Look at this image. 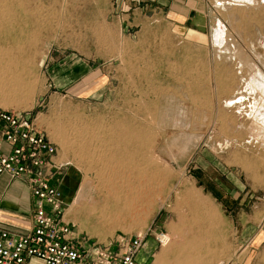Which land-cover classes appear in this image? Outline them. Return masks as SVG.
I'll return each instance as SVG.
<instances>
[{
    "label": "rangeland",
    "instance_id": "374dc122",
    "mask_svg": "<svg viewBox=\"0 0 264 264\" xmlns=\"http://www.w3.org/2000/svg\"><path fill=\"white\" fill-rule=\"evenodd\" d=\"M255 2L0 0V107L29 114L56 145L64 221L81 237L107 245L156 229L170 239L166 254L186 256L191 247L176 245L192 241L200 253L202 229L219 220L213 200L230 222L226 195L262 199L264 127L249 104L219 103L224 59L236 60L241 97L253 70L264 74V7ZM195 14L206 18L204 34L190 24ZM120 16L148 20L121 27ZM78 135H92L93 149L81 154ZM218 146L246 151L221 162L207 151ZM111 186L119 201L105 198ZM188 258L176 262L202 264Z\"/></svg>",
    "mask_w": 264,
    "mask_h": 264
},
{
    "label": "built area",
    "instance_id": "2783aa9c",
    "mask_svg": "<svg viewBox=\"0 0 264 264\" xmlns=\"http://www.w3.org/2000/svg\"><path fill=\"white\" fill-rule=\"evenodd\" d=\"M56 156V145L29 114L0 107V177L21 181L33 199L29 231L0 228V264H136L148 231L100 245L64 221L61 187L53 180L62 167L53 161ZM153 237L159 248L170 241L164 233Z\"/></svg>",
    "mask_w": 264,
    "mask_h": 264
},
{
    "label": "crops",
    "instance_id": "0c3cea01",
    "mask_svg": "<svg viewBox=\"0 0 264 264\" xmlns=\"http://www.w3.org/2000/svg\"><path fill=\"white\" fill-rule=\"evenodd\" d=\"M116 19L121 27H127L129 21H132L133 26L137 27L138 24L136 23H143L148 20L144 16H120ZM227 55L234 56L235 53L227 52ZM220 63L222 68L221 70L219 68V87L221 88V90L219 88V103L224 104L240 95V74L237 71L238 67L234 58L224 59ZM173 64L176 68H179L183 66L184 61ZM251 99L255 101L253 95H251L244 102ZM256 134L264 137V128L258 129ZM262 141V154L264 156V139ZM3 149L7 150L8 148L4 145ZM223 149L219 146L207 149L210 152L208 156L222 162L226 157L235 156L236 154L241 155V152L246 151L240 147L227 148L224 151ZM53 161L57 163L55 159ZM225 197L230 200L231 206L228 209H230L233 216L229 222L225 217V213L220 210L217 199H212L216 202L215 209L219 220L217 219L218 222L208 223L202 229L207 233L205 234L206 244L201 246L200 253H197L194 242L185 240L182 244L176 246L191 247V253L186 254V256L183 253L170 254L171 250L166 254L168 244L161 247L157 254H153L155 247H158L153 237L157 230L153 229L151 238H148L150 236L146 237L142 250L135 258V263L170 264L175 262V264H179V262H184L185 259L191 257L192 262H201L202 264H264V189L262 199L255 197L254 192L251 193L250 191L244 195L241 192L232 191L229 196L226 195ZM32 207L33 199L24 183L12 181L5 175L0 177L1 229L18 234L29 231L33 224ZM197 255H201L203 258H194Z\"/></svg>",
    "mask_w": 264,
    "mask_h": 264
},
{
    "label": "bare ground",
    "instance_id": "6f19581e",
    "mask_svg": "<svg viewBox=\"0 0 264 264\" xmlns=\"http://www.w3.org/2000/svg\"><path fill=\"white\" fill-rule=\"evenodd\" d=\"M240 3L241 2H248L249 4L250 3H252L253 5H249L250 7L251 6H255L254 4L256 3L255 2V0H238ZM231 2V1H230ZM259 2V1H258ZM247 3V4H248ZM242 4V3H241ZM259 4V3H258ZM261 5L264 7V0H263V3L261 2ZM4 6V5H3ZM7 10V9H6ZM8 15V14H7ZM225 35V33H224V26H223V24L221 23V22H217V25H216V30H215V32H214V34H213V38L217 41V43H220V45L223 43V36ZM220 40V41H219ZM6 51V50H5ZM226 52V51H225ZM4 53V52H3ZM227 53V52H226ZM4 58V57H3ZM10 58V57H9ZM10 60V59H9ZM6 61V60H5ZM4 61V62H5ZM7 62V61H6ZM11 62V61H10ZM9 64V63H8ZM6 65H7V63H6ZM244 79V78H243ZM244 86V85H243ZM244 91H245V93H244V95H242V97L241 96H239L238 97V100H236L237 98H235L234 100H232V101H228V102H226V106H234L235 107V105L237 106L238 105V109L240 108H242V106L245 104V105H247V104H249L250 106H249V109H250V111H249V116H250V118L252 119V122H253V124H255V126L256 127H259V128H263L264 127V74L262 73V72H260L259 70H257V69H254L253 70V75L251 76V78L249 79V81L248 82H245V86H244ZM241 93H242V91H241ZM251 95H253V97H254V100L256 101H253V102H250V101H248L247 103H245L244 101H245V98H246V96L247 97H249V96H251ZM236 100V101H235ZM230 102V103H229ZM248 107V106H247ZM245 108V107H244ZM243 109V108H242ZM86 124V123H85ZM88 130H90V129H88ZM91 131V130H90ZM126 131V130H125ZM257 131V130H256ZM92 132V131H91ZM94 133V132H93ZM97 134H98V131L96 132ZM95 133V134H96ZM83 134V133H82ZM92 134V133H91ZM87 135V134H86ZM86 135H84V136H86ZM90 135V134H89ZM94 135V134H93ZM100 135H102V134H100ZM83 136V135H82ZM81 135H78L77 136V142H75V143H79L80 144V146H81V149L79 150L80 152H81V154H82V152L83 151H86V149H88V146H90L91 144V142H92V135H91V137H89V139H86L85 137H82ZM150 136V135H149ZM95 137H97V135L95 136ZM98 137H100V136H98ZM97 137V138H98ZM87 138H88V136H87ZM261 138H263V137H261ZM100 139V138H99ZM100 140H102V139H100ZM119 140V139H118ZM259 140H261V139H259ZM96 142H99V140L97 141V139H96ZM101 142V141H100ZM103 142H106V141H103ZM103 144V143H102ZM103 145H105V143L103 144ZM107 145V144H106ZM105 145V146H106ZM77 146V145H76ZM75 146V147H76ZM102 146V145H101ZM108 146V145H107ZM91 147V146H90ZM89 147V148H90ZM94 147H97L96 145H94ZM104 147V146H103ZM78 148V147H77ZM92 148V147H91ZM102 148V147H101ZM107 147H105L104 149L105 150H107L106 149ZM110 148V147H109ZM93 149V148H92ZM95 150V149H94ZM93 150V151H94ZM98 150H99V148H98ZM104 150V152L106 153V151ZM93 151H91V152H93ZM96 151V150H95ZM100 151V150H99ZM103 152V153H104ZM84 153H86V152H84ZM83 153V154H84ZM97 153V156L99 155L98 154V152H96ZM88 154H90V155H94L95 156V154H91V153H88ZM86 155V154H85ZM101 155V154H100ZM107 155H108V153H107ZM89 156V155H88ZM90 158V157H89ZM95 158V157H94ZM96 158H98V157H96ZM100 159V158H99ZM84 160V159H83ZM106 161V160H105ZM90 162V161H89ZM85 163H86V161H85ZM99 163V162H98ZM109 165H110V163H109ZM143 166V165H142ZM91 167V166H90ZM135 167V166H134ZM91 168H93V167H91ZM90 168V169H91ZM97 168V167H96ZM98 169V168H97ZM102 169V168H101ZM92 170V169H91ZM93 171V170H92ZM103 171V170H102ZM98 172V171H97ZM114 177V176H113ZM105 179V178H104ZM113 179V178H112ZM120 179V178H119ZM106 180V179H105ZM95 181H97V179L95 180ZM136 182V181H135ZM131 184V183H130ZM148 184V183H147ZM121 185V184H120ZM89 186V185H88ZM101 187L103 186V185H100ZM126 186V185H125ZM134 186V185H133ZM136 186H137V184H136ZM141 187V186H140ZM150 187V186H149ZM125 188V187H124ZM123 188V189H124ZM102 189V191H104V193H105V198H111V200L112 199H114V200H117V201H119L120 200V198H119V195H118V191H116V190H114V188H113V186H111V188H110V191H105V189H103V188H101ZM100 189V190H101ZM133 189V188H132ZM119 190V189H118ZM136 191H137V189H136ZM84 189H83V191H81V193H79L78 194V198H79V201L84 197ZM138 192V191H137ZM141 193H143V192H141ZM134 194V193H133ZM132 194V195H133ZM139 196V195H138ZM122 197V196H121ZM77 198V199H78ZM133 198V197H132ZM85 199V198H84ZM128 199V198H127ZM138 199V198H137ZM110 200V199H109ZM99 201H100V199H99ZM99 201L98 200H96V199H94V197H93V199H91V200H89V201H87V202H89L90 204H94L95 202H97V204L99 203ZM115 203V202H114ZM133 203V202H132ZM131 204V203H130ZM122 205V204H121ZM106 206V205H105ZM104 207V206H103ZM130 208V207H129ZM109 209V208H108ZM105 211V209H102L101 210V212L103 213ZM101 213V214H102Z\"/></svg>",
    "mask_w": 264,
    "mask_h": 264
},
{
    "label": "water",
    "instance_id": "95a60500",
    "mask_svg": "<svg viewBox=\"0 0 264 264\" xmlns=\"http://www.w3.org/2000/svg\"><path fill=\"white\" fill-rule=\"evenodd\" d=\"M206 18L205 16L203 15H200V14H195L194 17L191 19V26L194 27V29L197 31V32H200V33H205L206 32Z\"/></svg>",
    "mask_w": 264,
    "mask_h": 264
}]
</instances>
